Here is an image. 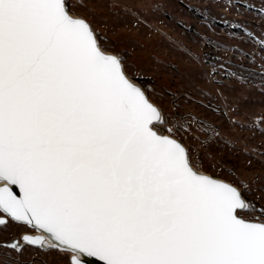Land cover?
Listing matches in <instances>:
<instances>
[{
    "label": "snow or ice",
    "instance_id": "1",
    "mask_svg": "<svg viewBox=\"0 0 264 264\" xmlns=\"http://www.w3.org/2000/svg\"><path fill=\"white\" fill-rule=\"evenodd\" d=\"M105 3L0 0L6 264H264V0Z\"/></svg>",
    "mask_w": 264,
    "mask_h": 264
},
{
    "label": "rangeland",
    "instance_id": "2",
    "mask_svg": "<svg viewBox=\"0 0 264 264\" xmlns=\"http://www.w3.org/2000/svg\"><path fill=\"white\" fill-rule=\"evenodd\" d=\"M185 2H189V0H185ZM190 2H198V0H190ZM205 3L208 2V0H204ZM243 2V0H242ZM84 3L86 5V8L84 9L87 11L88 9L93 10L96 14V20L98 26L101 27L103 30L104 26V20L102 17L106 14V3L105 0H84ZM178 8H182V5H177ZM213 8L216 12H223L224 9L221 7H217L213 5ZM226 16H232L234 15V12L225 13ZM252 14L249 13V17L251 18ZM185 20L188 19L187 16L184 17ZM236 19H244L242 16L236 17ZM223 25L217 26V31H221ZM167 31V29H165ZM175 34V33H170ZM108 36L111 41L117 44L118 47H124L128 53H130L129 59H132L136 62L141 63L146 69H149L146 72V75L154 77L158 82L164 83L166 82L169 77L166 73H164L160 66L158 65H152L151 61L149 60V53L145 49H141L139 47H134L131 44H121L122 40H126L129 37H135L141 41L146 46V49H154L156 48V45L152 43V40L154 37H148V36H142L135 29L126 30L123 28L120 24H115L111 29L108 31ZM159 54L161 56H164L167 59L175 60V54L169 53L165 48H159L158 49ZM251 99L255 102L253 107L254 110L259 112L262 107H264V103H261L264 101V96L261 95L259 91L254 90ZM255 170L258 173V179L256 180V184L258 186H264V170L260 169L259 165L254 166ZM7 252L6 249H0V264H6V262L9 260V256L5 255ZM15 255L14 253L12 254ZM25 264H55V258L54 257H48L44 253H29L26 255Z\"/></svg>",
    "mask_w": 264,
    "mask_h": 264
}]
</instances>
